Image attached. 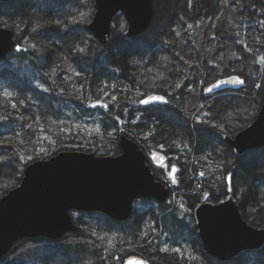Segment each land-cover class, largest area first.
<instances>
[{
  "label": "trees",
  "instance_id": "1",
  "mask_svg": "<svg viewBox=\"0 0 264 264\" xmlns=\"http://www.w3.org/2000/svg\"><path fill=\"white\" fill-rule=\"evenodd\" d=\"M152 8L149 30L158 26L161 32L157 41L140 49L136 44L143 35L124 39L123 20L120 27L111 28L108 44L99 45L86 28L95 11L94 0L0 3V26L11 29L15 40V48L0 60V120L5 125L0 126V197L19 185L26 164L61 151L114 156L119 153L121 134L147 155L163 153L169 167L175 164L180 169L178 184L168 187L164 204L133 202L131 231L118 235L111 249L87 235L86 226L99 218L108 228L114 226L110 231L118 232L116 227L125 222L100 213L71 211L78 227L75 233L57 241L24 239L12 246L0 264H84L91 247L90 264H123L129 253L151 264H264V247L219 263L203 252L193 233V210L200 201L193 193L203 184L205 190L210 187L219 195L208 202H221L228 196L224 183L228 173L233 174L232 194L243 219L264 229V148L236 157L223 140L250 125L260 108L264 0H153ZM117 18L123 17L118 14L113 22ZM230 75L244 78L245 87L250 80L261 83V88L203 96L204 87ZM150 94L165 96L167 103L141 105L140 99ZM97 101L108 108L90 106ZM222 105L230 112L226 114ZM24 111L29 112L28 118H19ZM45 112L57 115L52 126L41 123ZM15 125L19 131H10ZM17 132L28 134L31 141L19 153L20 159L10 164L1 159L14 145L2 141L13 142ZM151 170L162 182V174ZM201 171L203 179L198 175ZM53 246L67 255L50 259L48 248Z\"/></svg>",
  "mask_w": 264,
  "mask_h": 264
},
{
  "label": "water",
  "instance_id": "2",
  "mask_svg": "<svg viewBox=\"0 0 264 264\" xmlns=\"http://www.w3.org/2000/svg\"><path fill=\"white\" fill-rule=\"evenodd\" d=\"M10 1L0 0V3ZM152 3L153 0H94L95 11L86 28L101 46H106L112 22L121 14L125 21L122 37L132 40L150 28ZM14 48L12 30L0 26V60ZM240 78L244 84L225 85L207 95L203 92V96L239 92L245 87V79ZM223 140L236 157L264 148V90L259 111L251 124L233 137L224 136ZM118 150L114 156L61 151L28 164L19 185L0 197V261L14 244L24 239L57 241L75 233L78 227L72 221L71 211L100 213L123 222L131 217L136 200L165 203L169 188L156 180L148 164L151 161L159 165L152 154H164L153 152L148 156L124 134L119 136ZM194 220L204 253L219 263L264 247V229L252 227L243 219L232 191L219 203L201 201L194 210ZM136 260L151 264L137 256L126 259L123 264L129 261L134 264Z\"/></svg>",
  "mask_w": 264,
  "mask_h": 264
},
{
  "label": "rangeland",
  "instance_id": "3",
  "mask_svg": "<svg viewBox=\"0 0 264 264\" xmlns=\"http://www.w3.org/2000/svg\"><path fill=\"white\" fill-rule=\"evenodd\" d=\"M3 4H5V3H3ZM121 20H123V22L125 23V21H124V19L123 18H117L116 19V21L115 22H112V25H111V28H115V25H119V27L121 26ZM116 23V24H115ZM124 28H125V26H124ZM11 30V29H10ZM124 30V29H123ZM149 30V29H148ZM161 32V28H159L158 26H155V27H153V28H151L149 31H147V32H145L144 34H143V36H142V39L140 40V43H138V44H136V46H138L140 49H144V48H146V47H148V44H151L152 42H155V41H157V38H158V34ZM123 33V32H122ZM100 45V44H99ZM101 46V45H100ZM135 46V47H136ZM103 47V46H102ZM226 77V76H225ZM213 83V82H212ZM254 81L252 82V81H248V83H246V87L249 89V90H251V88H253V86H254V88H256L258 91L260 90V88H261V83H259V84H257V83H255L254 85ZM257 85H259V87H257ZM246 87H244L241 91H243V90H245V88ZM21 88H22V91L24 90L23 89V86L21 85ZM255 90V89H254ZM240 92V91H239ZM22 94H23V92H22ZM21 94V95H22ZM263 94V93H262ZM228 96H225V97H222L221 98V100L222 101H224V100H226V98H227ZM52 98V97H51ZM261 98H262V96H261ZM51 108L53 107V106H50ZM54 107H56V106H54ZM220 107V106H219ZM221 108L222 109H225L224 108V106L222 105L221 106ZM230 110L231 109H229V110H224V112H226V114H227V112H230ZM240 110V109H239ZM22 111V110H21ZM240 112H242V109L240 110ZM23 113V114H22ZM22 113H20V115L18 116L19 118L21 117H23V118H28V114H29V112L28 111H24V112H22ZM57 115H54V114H51V112H45L44 114H43V116L41 117V123L42 124H44V125H49V126H52L53 124H54V122L56 121V117ZM4 124H2V122H1V120H0V126H3ZM4 127H5V125H4ZM10 127L8 126V128L6 127L5 129L6 130H8ZM12 128H13V130H18L19 128L15 125V126H13V127H11V130L10 131H13L12 130ZM19 131V130H18ZM18 133V132H17ZM28 135V134H27ZM23 136L22 135V133H18V136L14 139V141L12 142V141H8V140H3L2 141V144H4L5 146L7 145V144H11L12 143V145H14V147L13 148H11V150H8V154L6 155V156H3V158L1 159V160H4V161H6V162H8V163H10V164H13L14 162L16 163V160L17 159H20V156H19V153L21 152V151H23V152H25L26 150V145H28L29 143H30V139H31V136H29L30 137V139H29V137L28 136ZM33 142H34V140H33ZM5 143H7V144H5ZM6 148V147H5ZM29 148H27V150H28ZM26 166H27V164H26ZM24 169H25V167H24ZM168 171L169 170H165L164 169V171H163V173H162V179H163V181L161 182L162 184H164V185H166L167 187H171V181H170V179H169V176H168ZM24 173V172H23ZM23 177V176H22ZM22 179V178H21ZM169 185V186H168ZM150 201H152L153 203H155V204H157L155 201H153V200H150ZM202 201V199H200V201H199V203L195 206V208L200 204V202ZM204 201V200H203ZM209 203H211V202H209ZM137 203H135L134 205H136ZM164 204V203H163ZM157 205H160V204H157ZM162 205V204H161ZM137 206V205H136ZM194 208V209H195ZM193 212H194V210H193ZM99 214V213H98ZM104 215V214H103ZM106 216V215H105ZM107 217V216H106ZM96 218H98V217H96ZM108 218V217H107ZM110 219V218H109ZM193 220H194V218H193ZM123 222H125V224L124 225H122V226H119V227H116V229L118 230V232H112V231H110L109 230V228L110 229H112L113 227L111 226V225H109V228L107 227V226H105V225H103L104 224V222L103 221H101V219H94V220H90L89 221V224L86 226V234L87 235H89L91 238H93L97 243H99L101 246H104V247H106V248H109V249H111L116 243H117V241H118V238H119V236L118 235H122V233H126V234H128V233H130V231H131V229H130V224H131V222H129V219L128 220H126V221H123ZM151 224L152 225H154L155 224V221H154V219L151 221ZM194 226H195V222H194ZM193 233L196 235V236H198L197 235V230H196V228H195V230L193 229ZM199 239V238H198ZM46 240V239H45ZM47 241H49V240H47ZM200 241V240H199ZM49 250V253H48V256H49V258L50 259H53V260H55L56 258L57 259H61L62 258V256L63 257H65L66 255H67V253H65L64 251L63 252H60L59 250H58V247H56V246H53V247H50V248H48ZM39 251H41V250H39ZM39 251H37V252H39ZM93 251V247H91V248H89L88 249V252L86 253V261H85V263L84 264H90V254H92L91 252ZM7 255V254H6ZM132 256H135V255H133L132 253H129L128 255H126L124 258H123V262L126 260V259H128V258H130V257H132ZM58 261V260H57ZM57 262H54L53 264H56Z\"/></svg>",
  "mask_w": 264,
  "mask_h": 264
},
{
  "label": "snow or ice",
  "instance_id": "4",
  "mask_svg": "<svg viewBox=\"0 0 264 264\" xmlns=\"http://www.w3.org/2000/svg\"><path fill=\"white\" fill-rule=\"evenodd\" d=\"M83 18H84V14L82 13L81 19H83ZM260 23H261V27H264V21H261ZM188 27L191 28L192 26L188 25ZM33 47H35V45H33ZM16 50L21 51V49L19 47H17ZM78 51L83 53L84 49L79 48ZM77 75H79V73H77ZM201 84H203V81H201ZM242 84H244V80L241 79L239 76L233 75V76H229V77L224 78V79H217L214 83H211L207 87H204L203 92L207 95L209 93H213L215 90L222 89L225 85L237 86V85H242ZM38 87H40L44 91H47V89L44 88L43 84L38 85ZM177 87H180V85L178 84ZM257 87H259V85H257ZM107 95L108 94L105 93V96H107ZM141 95H143V94H141ZM111 99L114 101L117 99V97L112 96ZM139 103L141 105L148 106V105L155 104V103H167V99L165 96H162V95H147L144 98L140 99ZM90 106L91 107H102L105 109L108 108V104L103 103L102 101H97L95 104H92ZM12 107L15 108L16 105L13 104ZM201 107H203V105ZM205 115H207V113H205ZM116 120H117V122H119L120 118L116 117ZM197 122L204 123V121L200 120L199 117H197ZM133 123H135V120H133ZM160 147H161V150H163V145H161ZM40 151L44 152L45 150L41 149ZM28 159H31V157H28ZM152 159L157 160L161 167H167V165H168V159L164 155H157L156 153H153ZM25 162L26 161H25L24 157H21V163H25ZM179 172H180V169L175 164H172L170 167V170L168 171L167 174H168L169 179L173 185L178 184L177 174ZM198 175L201 177V179H203L205 176V173L203 171H201V172H199ZM232 182H233V174L228 173L224 178V183L226 185L225 195H227L228 193H230L232 191ZM4 187H7V185H4ZM205 189H206V186L203 184H200V185H198L196 191L193 194L197 195L199 199H202L205 202H208L212 199H217V200L219 199V195L217 193L213 192L210 187H208L207 190H205ZM169 204H171V201H169ZM180 208L184 209L185 211L188 210L185 208L184 204H181ZM175 251L177 253H179L180 249L177 248V249H175ZM116 259H119V257H116ZM128 264H133V262L129 261ZM134 264H147V262L143 261V260H136L134 262Z\"/></svg>",
  "mask_w": 264,
  "mask_h": 264
},
{
  "label": "flooded vegetation",
  "instance_id": "5",
  "mask_svg": "<svg viewBox=\"0 0 264 264\" xmlns=\"http://www.w3.org/2000/svg\"><path fill=\"white\" fill-rule=\"evenodd\" d=\"M218 95V94H217ZM217 95H215V96H217ZM214 97V96H213ZM210 98H212V97H210ZM150 106V105H149ZM151 154V153H150ZM149 154V155H150ZM148 155V156H149ZM149 165H150V167H153V168H155L158 172H160L161 174L163 173V171H164V169L165 170H170V167L167 165V167H161L160 165H155V164H153L151 161H149V163H148ZM166 186V185H165ZM195 210V209H194ZM193 218H194V212H193ZM194 222H195V220H194ZM195 228H196V226H195ZM197 230V229H196ZM203 250V249H202ZM204 252V251H203Z\"/></svg>",
  "mask_w": 264,
  "mask_h": 264
}]
</instances>
